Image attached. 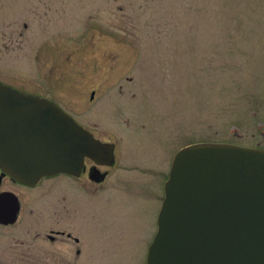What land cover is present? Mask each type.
<instances>
[{"label": "rangeland", "instance_id": "obj_1", "mask_svg": "<svg viewBox=\"0 0 264 264\" xmlns=\"http://www.w3.org/2000/svg\"><path fill=\"white\" fill-rule=\"evenodd\" d=\"M0 82L57 101L116 140V166L90 186L79 214L99 236L97 264H147L164 197L163 158L148 167L149 150L162 142L172 164L199 142L264 149V0H0ZM132 162L150 173L125 169ZM55 181L6 183L26 219L0 226V264H17L14 234L45 233L56 222L52 204L75 201L67 187L51 195L64 184ZM118 189L129 192L123 200ZM69 213L60 227L72 228Z\"/></svg>", "mask_w": 264, "mask_h": 264}, {"label": "water", "instance_id": "obj_2", "mask_svg": "<svg viewBox=\"0 0 264 264\" xmlns=\"http://www.w3.org/2000/svg\"><path fill=\"white\" fill-rule=\"evenodd\" d=\"M101 149L53 100L0 82V167L14 178L34 185L76 173L85 155ZM18 211L13 194L11 221ZM157 226L147 264H264V149L224 142L180 148Z\"/></svg>", "mask_w": 264, "mask_h": 264}, {"label": "flooded vegetation", "instance_id": "obj_3", "mask_svg": "<svg viewBox=\"0 0 264 264\" xmlns=\"http://www.w3.org/2000/svg\"><path fill=\"white\" fill-rule=\"evenodd\" d=\"M93 93H92V96H93ZM53 101L56 102V104L60 106L70 116H72L74 120L78 124H80L87 132H89L94 138L102 142L104 149L103 150L101 149L102 152L98 154L97 157H93L91 155H85L83 158L81 168L76 173H68V172L54 173L50 176L42 177L34 185L22 182L14 178L13 176L5 172L0 167V197L2 198L1 203H0V212H2V214H0V226L2 227L14 226L17 224L20 217H23L20 214V211L22 209V204H21L19 197H18L19 211L16 214L15 219L11 221L13 216H9L7 213L11 207V196L14 193V191L11 190L7 186V184L8 185L13 184L25 190H31V189L37 188L45 180L55 181V180L60 179L62 182H64V184H60L59 187L54 189L55 193L52 192L51 195H56L59 193V191H61L62 189H65L64 187H67L69 189V191L68 190L67 191L70 194L73 193V195L75 196L74 197L75 201H72V203L70 204H67V203L60 204L57 202L52 204V208H54L53 215H54L56 222L55 223L53 222L54 224H52L50 228L46 230L45 233H42L39 230H36V231L34 230L33 231L34 233L31 235V238L29 239H27L25 234L24 235L14 234L13 235L14 242H15L14 245H17V248H15V251H14V254L16 255L14 259L16 260L17 264H97L99 263V260H100L99 253H100V247H101L99 246V244L96 245L95 243L96 237L98 235L95 233L93 235L89 234V231H91L90 218L87 217V218L82 219L79 212H82L83 209L87 210V208L89 207V203L92 201L89 199L90 195L88 194L90 186L95 187V186H99L105 183L108 175L110 174V169L116 166L117 159H119V156H120V154L117 153V142L116 140L104 139V138L99 137L95 133L94 130L89 128L88 125L84 121L80 120L71 110L61 105L57 101L55 100ZM162 144L163 143L161 142L159 148L157 147L158 151H156V148L154 151L149 150V153H151L152 155L150 158H148L150 160V165L148 167H152V166L155 167L153 165L154 162H152L151 160H158L159 157H161V159L163 158L162 159L163 162L161 164V168H162L161 176L164 180L162 183L163 185L162 188H163L164 197H165V183L167 182L169 178L172 164L170 163V160H169V148L167 147L163 149L164 147H162ZM148 149H151V146ZM136 157L142 158L140 153ZM144 157H146V155ZM135 162L139 163L140 161L139 162L135 161ZM137 165L138 164H135L132 167H128L126 165L125 166L123 165V166L127 170H134L137 167ZM137 169L144 171V173L146 171L147 173H150L149 170H147L145 167H140V168L137 167ZM144 177L146 180L145 174L143 178ZM77 184H80V186L83 188L84 194L79 193L78 189L75 190V185ZM117 191L118 193H120V195L124 193L127 195L129 193L128 190L123 192V190L118 189ZM142 191H144L143 187H142ZM103 194L101 192V194L97 196V199L96 200L93 199V200L98 202L99 196L102 197ZM15 196L17 195L15 194ZM164 197H162V199L160 200V206L158 207V210L157 208L155 210L156 214L154 213L155 218H156V226H157L158 215H159ZM51 200H53V198ZM47 201L48 200L42 201L45 203L43 205L46 206ZM69 205L70 207H68ZM101 206H102V200L101 202H99V207ZM64 210L70 211L68 218L69 217L73 218L74 216H76V214H73V212L75 211L78 212L79 216L77 218H74V219L69 218V222H67V220L64 222V225L68 223L67 225L71 226L73 229L75 228L76 229L75 231L72 228L71 229L68 227L63 228L57 224V220L59 221L60 217H62V213ZM99 211H100V208H99ZM27 217H30V216L27 215ZM96 218H97L96 222H99V223L102 222L101 216H96ZM6 219H8V221H6ZM23 219H26V218L23 217ZM34 219H37L36 222L39 221V218L36 215L33 216V220ZM100 226L102 227L101 223H100ZM29 231L30 229L29 230L27 229L26 232H29ZM97 233L101 234L102 232L99 229L97 230ZM155 234L152 237H154Z\"/></svg>", "mask_w": 264, "mask_h": 264}, {"label": "bare ground", "instance_id": "obj_4", "mask_svg": "<svg viewBox=\"0 0 264 264\" xmlns=\"http://www.w3.org/2000/svg\"><path fill=\"white\" fill-rule=\"evenodd\" d=\"M126 194L124 193V194H122L121 196H119L120 197V200H123V196H125Z\"/></svg>", "mask_w": 264, "mask_h": 264}]
</instances>
